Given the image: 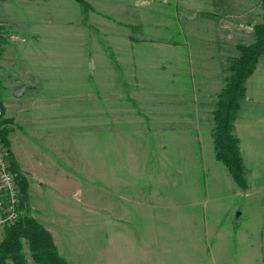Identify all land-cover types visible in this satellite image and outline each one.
Returning <instances> with one entry per match:
<instances>
[{
    "label": "rangeland",
    "instance_id": "obj_1",
    "mask_svg": "<svg viewBox=\"0 0 264 264\" xmlns=\"http://www.w3.org/2000/svg\"><path fill=\"white\" fill-rule=\"evenodd\" d=\"M82 1L0 0V15L58 11L50 35L29 34L33 20L15 13L0 20V105L15 90L21 104L50 110L57 145L43 154L63 185L50 188L49 215L71 224L69 264H208L194 256L195 238L256 264L237 241L264 240V189L235 185L214 158L212 133L228 68L255 42L264 0ZM27 158L36 168L38 152ZM3 217L4 237L12 225ZM20 245L31 258L27 240Z\"/></svg>",
    "mask_w": 264,
    "mask_h": 264
},
{
    "label": "crops",
    "instance_id": "obj_2",
    "mask_svg": "<svg viewBox=\"0 0 264 264\" xmlns=\"http://www.w3.org/2000/svg\"><path fill=\"white\" fill-rule=\"evenodd\" d=\"M33 1V0H32ZM25 8V7H24ZM5 13L0 15V20L10 19L15 13L16 18L33 20V30L29 34L34 35H50L53 33V28L58 17V11H34L22 10L19 12H7V7L4 8ZM42 19V20H41ZM49 19V21H46ZM3 23L0 21V25ZM244 96L240 100L239 109L233 121V134L238 140V148L241 159L246 171L247 189H264V57L260 56L257 59L252 74L246 79L244 83ZM23 92L12 91L13 100L2 102L4 119L9 120L11 124L9 127L13 128L8 136L9 147L8 150L19 165L20 174L27 182L28 193V208L29 216L38 219V221L47 229L53 238V242L59 254L64 255L68 264L75 262L74 244L71 247L65 246L64 235H67V228L71 225L67 223L64 218L61 220L53 219L50 214L52 208L50 188L52 185L60 187L62 182L51 178V167L57 169L55 162L50 159L49 155H44L43 150L50 149L51 145H57V142H51V119L49 108L46 112L39 111V109L32 105L20 103V97ZM20 100V101H19ZM54 133H57L55 129ZM41 148V149H40ZM38 152L39 158L36 161V168H31L28 164L29 157L33 159V152ZM13 159V158H12ZM11 159V160H12ZM31 159V160H32ZM66 170H62L59 174L63 182L66 178ZM57 181V182H56ZM67 184V183H66ZM56 200V199H55ZM57 204V202H56ZM50 207V208H49ZM62 211L68 210V206L62 204ZM50 211V212H49ZM67 213L64 212V217ZM72 222V221H71ZM70 222V223H71ZM72 236V235H71ZM3 236H0V242ZM198 239V240H196ZM238 239V238H237ZM259 235H242L237 241L249 259H254L256 264H264L261 262V254L264 253L262 243L264 240ZM194 242H198V246H194L195 251L198 252L194 256L208 255V264H235V259L230 255L229 246L219 247L210 245L203 247L200 245L201 239L195 238ZM211 242V241H210ZM231 242V241H230ZM236 242V243H237ZM261 243V244H260ZM204 248V249H202ZM232 248V247H231ZM235 248V247H233ZM262 248V250H261ZM237 249V248H236ZM239 249V252H240ZM235 250V249H234ZM238 250V249H237ZM72 254V255H71ZM230 257V258H229ZM78 258V257H77ZM196 259L197 257H193ZM199 258V259H200ZM25 264H34L31 258L24 256ZM104 259V258H103ZM87 264H94L97 258L91 262L85 259ZM259 260V261H258ZM105 263L106 261L103 260ZM5 264H8V260ZM77 264V263H75ZM173 264V263H168ZM194 264H201V261L194 262Z\"/></svg>",
    "mask_w": 264,
    "mask_h": 264
},
{
    "label": "trees",
    "instance_id": "obj_3",
    "mask_svg": "<svg viewBox=\"0 0 264 264\" xmlns=\"http://www.w3.org/2000/svg\"><path fill=\"white\" fill-rule=\"evenodd\" d=\"M84 6L82 0H75ZM255 42L248 47H238L239 58L233 60L228 71L226 86L218 95L216 109L213 112L215 128L212 133L214 158L223 163L235 185L247 189L246 171L238 148V140L233 134V121L244 96V83L252 74L257 59L264 57V23L254 27ZM3 122H0V125ZM5 128H0V139L8 149ZM12 170L16 173V183L21 191L20 209L24 213L12 226L6 228L0 242V264L10 260L12 264H25L21 252L20 239L28 242L30 256L34 264H67L57 252L51 235L36 221L29 218L27 182L17 171L11 160Z\"/></svg>",
    "mask_w": 264,
    "mask_h": 264
},
{
    "label": "built area",
    "instance_id": "obj_4",
    "mask_svg": "<svg viewBox=\"0 0 264 264\" xmlns=\"http://www.w3.org/2000/svg\"><path fill=\"white\" fill-rule=\"evenodd\" d=\"M4 113L0 105V122H3ZM2 127V124L0 125ZM21 191L16 183V173L11 167L9 150L0 139V212L4 216L2 221L15 223L22 215L20 207Z\"/></svg>",
    "mask_w": 264,
    "mask_h": 264
},
{
    "label": "water",
    "instance_id": "obj_5",
    "mask_svg": "<svg viewBox=\"0 0 264 264\" xmlns=\"http://www.w3.org/2000/svg\"><path fill=\"white\" fill-rule=\"evenodd\" d=\"M236 216H239V212L236 213Z\"/></svg>",
    "mask_w": 264,
    "mask_h": 264
}]
</instances>
